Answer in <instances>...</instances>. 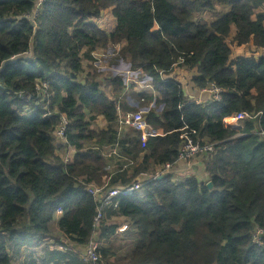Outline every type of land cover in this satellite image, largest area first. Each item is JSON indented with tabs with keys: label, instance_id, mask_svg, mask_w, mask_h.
<instances>
[{
	"label": "trees",
	"instance_id": "obj_1",
	"mask_svg": "<svg viewBox=\"0 0 264 264\" xmlns=\"http://www.w3.org/2000/svg\"><path fill=\"white\" fill-rule=\"evenodd\" d=\"M38 2L0 0V264H89L80 253L94 235L103 264H264V240L257 246L251 237L264 228V141L253 134L257 125L264 131V0ZM215 7L225 12L192 21ZM107 10L115 20L109 33L90 22ZM228 38L261 54L232 59ZM109 45L119 48L112 66L121 61L149 79L155 96L131 95L138 107L155 99L145 121L159 134L142 146L129 130L119 144L135 165L120 173L99 151L116 141L122 78L92 67L80 78L90 53ZM179 58L176 68L190 74L185 85L169 78ZM38 82L48 84V97L36 98ZM186 85L218 90L220 101L206 93L201 104L188 101ZM120 105L134 111L126 98ZM239 113L258 117L225 126ZM60 115L75 150L68 165L53 141ZM99 117L107 129L90 130ZM188 132L214 148L204 158L206 181L153 180ZM91 142L97 150L83 151ZM106 181L107 189L141 181L142 190L105 207L94 229L97 203L86 188Z\"/></svg>",
	"mask_w": 264,
	"mask_h": 264
},
{
	"label": "built area",
	"instance_id": "obj_2",
	"mask_svg": "<svg viewBox=\"0 0 264 264\" xmlns=\"http://www.w3.org/2000/svg\"><path fill=\"white\" fill-rule=\"evenodd\" d=\"M40 2V0H39ZM40 4L36 5V8ZM109 11V10H107ZM106 12V11H104ZM103 12V13H104ZM112 16V15H111ZM101 17V15H100ZM99 17V18H100ZM98 19L91 20L90 22L95 24L97 26ZM113 18V17H112ZM98 28V27H97ZM99 29V28H98ZM119 51V48L117 49ZM91 59L88 62L91 67L94 70L97 71H107L112 76L117 75L121 76L124 89L122 91V95L117 101L115 105V115H116V141L113 145H111L107 150L105 148L100 149V156L103 157L106 160H110L111 163L115 164L116 171L115 173H120L125 170H131L134 165L135 161L129 158H126L122 153V148L119 144L121 139L125 136V134L132 130L138 135L137 141L141 143L142 146L145 145V143L152 139L159 134L155 132L152 127L145 121V116L151 112L155 107V99L147 104L146 106L138 107V104L132 106L129 99H126V105L129 108H135L134 111H128L123 112L121 109V100L124 98H127L129 93L132 94L133 91L137 92H144L149 91L154 96L153 89L150 85V81L147 78H140L138 77V71H131L126 66L122 64L121 61H118L115 66L107 67L105 66V62L107 59H112L117 56V54H109L105 53L103 50L91 52ZM32 51L24 55V60L28 61L32 58ZM184 60L183 58H179L177 62L172 66V70L177 69L176 66L183 65ZM162 79L164 80L163 76ZM48 84L46 83H40L38 82L35 85V93L36 98H45L48 97ZM136 92V93H137ZM199 93H206L212 98L218 102L220 101V94L218 90L215 89H209L203 92ZM17 97L20 100L30 101L31 97L28 94H18ZM188 101H193L196 104H201L200 100L197 99H188ZM140 103H144L143 98L139 100ZM258 117L256 116H250L245 113H239L235 115L234 117H231L229 119L224 120L225 126H230V128L239 127V124L245 120L255 119ZM228 123H233L231 124ZM70 126V121L65 115H60L58 118V123L55 131L53 132V136L55 137V148L56 151L59 153V158L62 161L64 165L70 164L72 161L73 156L75 155V150L72 146L69 145L67 139H66V133L68 130V127ZM193 132L184 133L181 136V142L180 146L176 155V159L172 164H167L157 170L154 173L153 180H159L163 175L170 174L172 169H174L175 166H177L178 163L181 164H188L191 161L194 160L195 157L201 156V157H207L214 152V148L212 145L202 144L200 140L196 139L195 136H193ZM253 134L257 135L262 141H264V131L260 129V127L257 125L256 130L253 132ZM241 137V136H237ZM93 148V150H97ZM64 150L61 154V150ZM200 157V158H201ZM147 181V180H146ZM134 183L129 186H125L122 188H116V189H107V181L102 187H94V186H88L86 188V193L88 196H90L95 203H97L96 208V216L94 218L93 222V228H97L100 219L102 217V211L105 207H109L112 203H117L119 199L121 198H129L133 195L137 194L142 190V183ZM58 215H61V212H57ZM124 230L121 229L120 232ZM252 241L255 245L260 246L264 240V228H258L255 227L254 230L251 233ZM59 250H66V248L62 246H58ZM80 257L83 262L89 263V264H103L101 262L99 253H98V241L94 236H92L87 243V245L83 248V251L80 253Z\"/></svg>",
	"mask_w": 264,
	"mask_h": 264
},
{
	"label": "rangeland",
	"instance_id": "obj_3",
	"mask_svg": "<svg viewBox=\"0 0 264 264\" xmlns=\"http://www.w3.org/2000/svg\"><path fill=\"white\" fill-rule=\"evenodd\" d=\"M223 12H225V10H222V9H220V8H218V7H215V9L213 10V11H211V12H205V13H201V14H198L197 16H193L192 17V21H196V20H200V21H206V22H208L209 20H211V19H214V18H216L217 16H219L220 14H222ZM98 22H99V24L97 23V27L101 30V31H103V32H106V33H109V32H111L112 30H113V28H114V26H115V20H114V18H112V16H111V13H110V11H106V12H104V13H102L101 14V17L99 18V20H98ZM228 44L231 46V39L230 38H228ZM117 49H118V47L117 46H113V45H109L108 47H106V48H103V49H98V50H96V51H100V50H103L105 53H109V54H117V56H118V52L119 51H117ZM231 51H232V59L233 58H235V57H237V56H245V57H250V56H255L256 54H261V51H259V52H255V49L254 48H252L251 46H245V47H241V48H235L233 45L231 46ZM96 51H94V52H96ZM93 52V53H94ZM116 56V57H117ZM115 57V58H116ZM115 58H112V59H107L106 60V62H105V66H107V67H111L112 65H111V61L113 60V59H115ZM123 64V63H122ZM82 65H83V69H84V73H83V75L80 77V78H84L85 76H87L88 75V72H90V67H91V65L88 63V62H83L82 63ZM124 65V64H123ZM125 66V65H124ZM93 69V68H92ZM94 70V69H93ZM97 71V70H96ZM180 71L181 72H183V73H187L186 71H184L183 69H179V68H177V69H175L171 74H170V76H169V78H171V79H173V80H175V81H177V82H180L182 85H185L186 84V81H187V79H188V75H187V77L185 78V77H179V76H177V74H180ZM97 72H103V73H108V74H110L109 72H107V71H97ZM103 77H101L100 79H102ZM102 91L104 92V93H107L108 92V88H107V84H106V82L104 81V83L102 84ZM130 96V98H129V101L132 103L131 105L132 106H134V105H136V102H135V100H134V97L130 94L129 95ZM49 103V101H46V106H47V104ZM143 108V107H142ZM133 110H135V108H133ZM228 124H231V126H233L232 124L233 123H228ZM89 129L91 130L92 129V124L90 125V127H89ZM53 141H54V143H55V137L53 136ZM87 146H89V144L88 143H85ZM200 157L201 156H197V157H195L194 158V160H196V159H200ZM193 160V161H194ZM192 162V161H191ZM190 162V163H191ZM175 181H176V179H175ZM143 192V191H142ZM124 228V230H125V227H122V228H120L119 230H118V233H121L120 232V230L121 229H123ZM124 230L122 231V232H124ZM59 238H60V241H63L62 239H61V236H59Z\"/></svg>",
	"mask_w": 264,
	"mask_h": 264
},
{
	"label": "crops",
	"instance_id": "obj_4",
	"mask_svg": "<svg viewBox=\"0 0 264 264\" xmlns=\"http://www.w3.org/2000/svg\"><path fill=\"white\" fill-rule=\"evenodd\" d=\"M188 77L190 76V74L188 73H183L180 71V74H177V76L179 77ZM185 90H186V94H187V98L188 99H197V100H207V96L203 95V94H199L198 91L191 89L188 85L185 86ZM134 93H136L137 91H133ZM130 95V93H129ZM129 95L126 99H129ZM92 129L95 132H99V131H105L107 129V124L104 122V120L102 118H96L92 123ZM89 146H87L86 144L83 146V149H88V148H93L95 146L94 142L88 143ZM56 144L54 143V146ZM103 147V145H101V148ZM63 149L61 150V154L63 153ZM56 154H59L56 151ZM74 158V156H73ZM72 158V160H73ZM204 158L206 157H201L200 159H196L194 161H192L191 163L188 164H181L178 163L177 166L174 167V169H172V171L170 172V175L174 176V180L176 179V181H180L183 178H187V177H195L196 179L200 180V181H206L207 176L205 174V167H204Z\"/></svg>",
	"mask_w": 264,
	"mask_h": 264
},
{
	"label": "water",
	"instance_id": "obj_5",
	"mask_svg": "<svg viewBox=\"0 0 264 264\" xmlns=\"http://www.w3.org/2000/svg\"><path fill=\"white\" fill-rule=\"evenodd\" d=\"M228 127L230 128V126H228ZM206 187H207L209 190L212 189V185H211L210 183H207V184H206Z\"/></svg>",
	"mask_w": 264,
	"mask_h": 264
},
{
	"label": "bare ground",
	"instance_id": "obj_6",
	"mask_svg": "<svg viewBox=\"0 0 264 264\" xmlns=\"http://www.w3.org/2000/svg\"><path fill=\"white\" fill-rule=\"evenodd\" d=\"M38 4H40V2H38ZM31 97V99H35V97L34 96H30ZM83 151H84V149H83Z\"/></svg>",
	"mask_w": 264,
	"mask_h": 264
}]
</instances>
